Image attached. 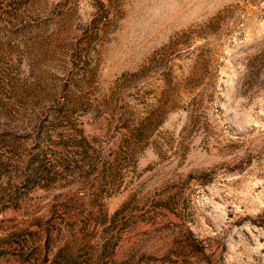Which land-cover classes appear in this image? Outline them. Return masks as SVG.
I'll use <instances>...</instances> for the list:
<instances>
[{
  "label": "rangeland",
  "instance_id": "1",
  "mask_svg": "<svg viewBox=\"0 0 264 264\" xmlns=\"http://www.w3.org/2000/svg\"><path fill=\"white\" fill-rule=\"evenodd\" d=\"M99 1L0 0V149L69 100L101 155L140 120L148 145L103 199L1 167L0 264H264V0Z\"/></svg>",
  "mask_w": 264,
  "mask_h": 264
},
{
  "label": "trees",
  "instance_id": "2",
  "mask_svg": "<svg viewBox=\"0 0 264 264\" xmlns=\"http://www.w3.org/2000/svg\"><path fill=\"white\" fill-rule=\"evenodd\" d=\"M99 6L102 9L99 19L110 21L102 0ZM95 20L93 17L90 23L94 25ZM77 59L81 61L84 57L80 55ZM75 103L69 100L49 106L42 112V117L28 125L30 128L24 130L23 136L2 137L0 168L3 167L6 174L11 173V169L16 172L14 183L8 176L6 185L12 183L18 190L47 189L61 180L88 179L92 176L95 182L101 184L95 189L103 199L118 192L127 173L135 172L136 157L148 145L152 133L149 124L144 125V120H140L133 125H125L121 139L105 157L97 150L95 140L86 137L80 128L78 117L81 114L77 113L81 108H77ZM25 140L30 141L29 149L23 145L27 142ZM119 213L120 210L113 219ZM105 244L110 246L111 240ZM56 249L52 264L76 263L73 246L64 244Z\"/></svg>",
  "mask_w": 264,
  "mask_h": 264
}]
</instances>
